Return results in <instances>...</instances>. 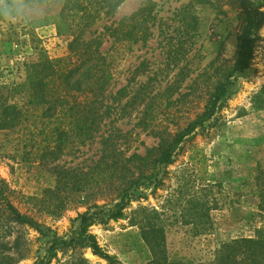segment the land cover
Returning <instances> with one entry per match:
<instances>
[{
	"label": "rangeland",
	"instance_id": "1",
	"mask_svg": "<svg viewBox=\"0 0 264 264\" xmlns=\"http://www.w3.org/2000/svg\"><path fill=\"white\" fill-rule=\"evenodd\" d=\"M45 1L50 0H15L24 5L22 19L0 12V82L20 81L22 64L39 54L53 62L69 56L67 38L56 36L53 26L28 25L62 7ZM145 2L122 0L110 13L96 16L90 9L83 25L79 17L72 20L75 35L105 59L102 69L110 71L95 139L69 146L56 163L44 164L25 158L15 135L0 133V179L17 210L39 224L38 230L9 226L11 235L3 243L12 247L19 238L20 248L28 249L16 264H107L88 247L70 242L86 213L97 212L87 229L113 264H149L150 248L139 225H161L160 249L168 260L208 264L217 243L248 237L252 223L263 220L258 208L264 203V25L255 34L248 68L237 74L214 115L161 167L157 189L145 185L133 193L123 217L110 219L119 199L106 185L97 187L89 174L87 192L58 191L51 167L76 176L91 172L102 137L125 156L143 155L159 137L171 141L206 112L235 61L236 0H149L154 10L144 41L113 44L110 28ZM251 2L264 12V0ZM194 224L213 229L196 235ZM53 246L58 248L49 257ZM6 254L16 258L14 252Z\"/></svg>",
	"mask_w": 264,
	"mask_h": 264
},
{
	"label": "trees",
	"instance_id": "2",
	"mask_svg": "<svg viewBox=\"0 0 264 264\" xmlns=\"http://www.w3.org/2000/svg\"><path fill=\"white\" fill-rule=\"evenodd\" d=\"M121 1H45L61 4L62 7L29 21L28 25L32 29L53 26L56 36L67 38L69 56L65 60L53 62L46 55L39 54L36 60L22 64L20 81L0 82V133L15 135V141L21 144L25 158L31 155L34 160L44 164L56 163L69 146L83 145L100 133L101 116L98 113L104 101V89L110 79V71L102 69L105 59L96 50L92 51L91 45L83 42L79 34L75 35L73 29L76 26H72V20L79 17L82 22L90 9L95 16L102 11L108 14ZM236 3L240 27L235 61L223 74L224 81L216 86L206 112L177 133L171 141L159 137L158 145L146 149L143 155L133 153L125 156L115 144H110L109 137H102L101 156L91 172L76 176L57 165L51 167L50 172L60 193L87 192L89 174L97 187L106 185L112 194L116 193L119 203L115 205V212L110 214V219L116 220L123 217V210L128 207L131 196L139 187L153 185L155 189L158 188V171L171 163L186 137L214 115L218 102L235 84L237 74L248 68L255 34L264 25V12L253 7L251 0H236ZM153 10V4L146 0L136 12L120 19L110 28L113 44L135 43L139 39L144 41L147 35L145 25L153 17ZM155 136L158 137L157 134ZM11 194L0 179V264H16L28 251L26 247L20 248L22 243L19 238L12 247L3 243L11 235L13 228L9 226H24L34 230L39 227L33 217L17 210ZM260 204L258 210L263 212L260 217L263 220L261 223H252L251 235L217 243L208 264H264V203ZM95 217L97 212L80 215L79 227L73 232L70 242L88 247L93 255L107 264H113V258L101 250L96 237L87 229ZM139 226L150 248L152 258L149 264H184L162 256L159 242L163 235L161 225ZM212 229L211 225L194 224L196 235L208 233ZM57 248L53 246L48 249L49 257L54 256ZM8 252H14L16 258L6 254Z\"/></svg>",
	"mask_w": 264,
	"mask_h": 264
},
{
	"label": "clouds",
	"instance_id": "3",
	"mask_svg": "<svg viewBox=\"0 0 264 264\" xmlns=\"http://www.w3.org/2000/svg\"><path fill=\"white\" fill-rule=\"evenodd\" d=\"M23 4L15 2V0H0V12L5 17L22 19Z\"/></svg>",
	"mask_w": 264,
	"mask_h": 264
}]
</instances>
